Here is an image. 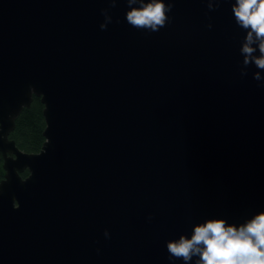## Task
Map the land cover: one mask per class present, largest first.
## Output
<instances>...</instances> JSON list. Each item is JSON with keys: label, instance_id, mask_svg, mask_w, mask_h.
Segmentation results:
<instances>
[{"label": "water", "instance_id": "water-1", "mask_svg": "<svg viewBox=\"0 0 264 264\" xmlns=\"http://www.w3.org/2000/svg\"><path fill=\"white\" fill-rule=\"evenodd\" d=\"M233 2L172 0L150 32L127 0H0V264H184L169 239L264 211V87ZM34 95L28 153L9 135Z\"/></svg>", "mask_w": 264, "mask_h": 264}, {"label": "clouds", "instance_id": "clouds-1", "mask_svg": "<svg viewBox=\"0 0 264 264\" xmlns=\"http://www.w3.org/2000/svg\"><path fill=\"white\" fill-rule=\"evenodd\" d=\"M114 5L117 0H110ZM221 0H217V5ZM126 21L133 28L158 32L169 20L172 0H127ZM209 10H214L209 3ZM104 11V10H103ZM232 12L236 24L245 31L240 54L241 75L254 65L253 79L264 87V0H234ZM111 17L100 24L106 29ZM211 27V25H209ZM257 52L259 54H257ZM169 257L184 264H264V211L243 223H228L224 218H207L192 226L191 235L180 234L167 241Z\"/></svg>", "mask_w": 264, "mask_h": 264}, {"label": "trees", "instance_id": "trees-1", "mask_svg": "<svg viewBox=\"0 0 264 264\" xmlns=\"http://www.w3.org/2000/svg\"><path fill=\"white\" fill-rule=\"evenodd\" d=\"M45 105L41 97L34 95L30 107H25L20 112L15 121V128L11 131L9 137L14 140L17 146L28 153L40 152L46 141L44 131L47 127L44 115ZM4 156L0 152V181L5 177L3 169ZM30 174L26 169L21 173L23 178Z\"/></svg>", "mask_w": 264, "mask_h": 264}]
</instances>
